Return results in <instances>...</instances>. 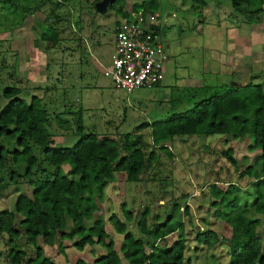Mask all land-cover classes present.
I'll use <instances>...</instances> for the list:
<instances>
[{
  "label": "rangeland",
  "instance_id": "obj_1",
  "mask_svg": "<svg viewBox=\"0 0 264 264\" xmlns=\"http://www.w3.org/2000/svg\"><path fill=\"white\" fill-rule=\"evenodd\" d=\"M11 1L8 4L7 0H0V87L15 86L25 97L37 96L53 117L60 116L69 122L64 124L67 128L81 110L86 133L110 138L141 134L148 151L160 154L158 161L162 164L155 166L154 173L148 169L141 183H127L124 174H118V183L106 187L104 201L95 214L104 216L107 242L113 241L122 264H128L120 252L123 236L113 229L109 217L116 215L126 222L129 232L139 237L137 224L142 213L148 211L149 225L163 221L166 205L174 202L180 207L175 221L183 228L159 245H170L183 236L186 264H228L231 228L215 217L209 190L212 184L224 191L230 184L245 187L253 181L240 175L248 166L252 165L254 170L260 166L259 151L248 149L252 138L217 135L175 138L169 147L173 156L170 160L166 152L150 146L149 129H143V124L191 108L202 98L196 93L205 85L242 86L252 82L264 88V16L250 25L233 13L230 0H206L207 6L202 10L190 8L185 0H160L158 15L157 12L150 15L156 18L168 57L163 79L152 89L126 95L116 89L102 68L108 65L113 52L119 21L109 7V0ZM32 26L41 31L49 26L57 29L56 46L48 52L45 42L34 46ZM52 124V130H58L51 138L54 147H72L77 142L68 135V130L60 131L56 121ZM228 148L233 151L235 166L223 155ZM11 168L9 161L8 169L0 171V186H4L0 187V207L7 203L12 208L15 189L27 188V179L21 178L24 166L16 170L20 175L15 181L18 184L11 183ZM62 169L65 173L70 171L67 165ZM35 172L40 179H46L55 170L43 165ZM250 210L248 206L246 215L259 220L256 233L264 245V216ZM126 212L131 214V222L126 221ZM209 231L219 238L218 244L211 248L196 241L198 234ZM78 240V237L59 240L53 247L38 243L53 264H95L97 257L107 253L99 245L79 251L74 247ZM0 248L5 256L4 239ZM29 250L32 249L26 251L27 256ZM146 250L150 251L149 246ZM4 256L0 264H9Z\"/></svg>",
  "mask_w": 264,
  "mask_h": 264
},
{
  "label": "trees",
  "instance_id": "obj_2",
  "mask_svg": "<svg viewBox=\"0 0 264 264\" xmlns=\"http://www.w3.org/2000/svg\"><path fill=\"white\" fill-rule=\"evenodd\" d=\"M185 1L194 10L207 6L206 0ZM11 2L7 0L8 4ZM230 2L233 13L242 16L250 25L264 16V0ZM109 7L121 19L117 29L122 21L144 18L159 11L160 0H140L133 5L127 4L126 0H109ZM156 24L153 28L159 36ZM31 28L35 34L34 46L45 42L48 52L58 43V30L53 26L44 31L35 26ZM22 93L15 86L0 87V171L8 169L10 161L11 183H19L15 182L20 176L16 170L21 166H24L21 178L27 179L25 191L15 189L13 207L7 203L0 207V245L4 239L7 247L5 256L0 248V263L4 256L9 264H53L38 242L53 247L56 241L78 237L74 247L79 251L94 245L106 250V255L97 257L95 264H122L113 241L107 242L104 216L95 214L104 201L106 187L118 183V174L123 173L127 183H141L148 169L154 173L155 166L162 164L158 161L160 154L148 151V144L141 134L126 133L110 138L86 133L81 110L67 128L69 122L60 116L53 117L40 98L35 95L25 97ZM199 94L202 98L191 108L172 112L165 119L145 122L143 129H149L150 146L166 152L170 160L173 156L169 147L175 138L195 135L252 138L253 143L248 149L259 151L260 166L255 170L252 165L248 166L240 175L253 181L245 187L230 184L224 191L212 184L209 192L213 196L215 217L231 228L228 264H264V245L256 233L260 222L246 215L249 206L250 211L264 216V88L252 82L242 86L205 85L197 91L196 95ZM52 121L57 122L55 126L60 131L68 130V135L77 139L72 147H54L51 138L58 130H52ZM232 154L231 148L223 152L226 160L235 166ZM43 165L55 173L40 179L33 171L41 170ZM65 165L70 168L68 173L62 169ZM179 211L175 202L170 203L166 205L164 220L151 225L148 224L149 213L144 211L137 224L139 237L128 231L126 222L111 215L109 221L113 229L123 236L120 252L124 260L128 264H186L183 236H178L170 245H159L182 230L183 225L175 221ZM131 220V214L126 212V221ZM196 241L211 248L218 244L219 238L209 231L198 234ZM28 249H32L29 256L26 254Z\"/></svg>",
  "mask_w": 264,
  "mask_h": 264
},
{
  "label": "built area",
  "instance_id": "obj_3",
  "mask_svg": "<svg viewBox=\"0 0 264 264\" xmlns=\"http://www.w3.org/2000/svg\"><path fill=\"white\" fill-rule=\"evenodd\" d=\"M155 19L148 14L122 21L116 29L111 63L105 68V75L126 95L139 89H152L163 79V66L168 57L153 28Z\"/></svg>",
  "mask_w": 264,
  "mask_h": 264
},
{
  "label": "crops",
  "instance_id": "obj_4",
  "mask_svg": "<svg viewBox=\"0 0 264 264\" xmlns=\"http://www.w3.org/2000/svg\"><path fill=\"white\" fill-rule=\"evenodd\" d=\"M126 2H127V4H129V5H133V4H135V3H139L140 2V0H126ZM157 12V14H156V16L158 15V12L159 11H156ZM118 18H119V16H118ZM121 19L119 18V21H120ZM118 21V22H119ZM83 34H84V36H83V38H88V35L86 34V32H85V29L83 30ZM85 38V39H86ZM34 40H35V38L33 39V42H34ZM114 42H115V40L113 41V44H112V48H113V50H114ZM94 43V42H93ZM113 53V52H112ZM112 55V54H111ZM110 63H111V57H110V60H109V62H108V65L107 66H102V68L104 69V68H106V67H108L109 65H110Z\"/></svg>",
  "mask_w": 264,
  "mask_h": 264
}]
</instances>
